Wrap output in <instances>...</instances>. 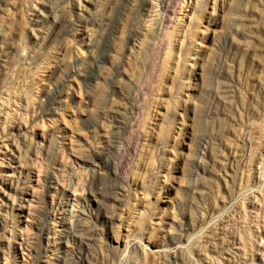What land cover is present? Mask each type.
Segmentation results:
<instances>
[{"label":"rangeland","instance_id":"rangeland-1","mask_svg":"<svg viewBox=\"0 0 264 264\" xmlns=\"http://www.w3.org/2000/svg\"><path fill=\"white\" fill-rule=\"evenodd\" d=\"M0 264H264V0H0Z\"/></svg>","mask_w":264,"mask_h":264}]
</instances>
